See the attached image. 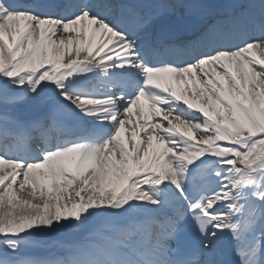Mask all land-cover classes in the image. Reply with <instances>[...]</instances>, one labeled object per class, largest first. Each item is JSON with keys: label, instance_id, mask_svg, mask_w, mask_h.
I'll return each mask as SVG.
<instances>
[{"label": "snow or ice", "instance_id": "1", "mask_svg": "<svg viewBox=\"0 0 264 264\" xmlns=\"http://www.w3.org/2000/svg\"><path fill=\"white\" fill-rule=\"evenodd\" d=\"M202 10L177 42L132 0H0V264H41L21 246L59 231L78 239L47 264H219L227 233L256 230L237 253L264 264V0ZM29 101L42 120L16 118ZM186 218L198 243L174 259Z\"/></svg>", "mask_w": 264, "mask_h": 264}, {"label": "bare ground", "instance_id": "2", "mask_svg": "<svg viewBox=\"0 0 264 264\" xmlns=\"http://www.w3.org/2000/svg\"><path fill=\"white\" fill-rule=\"evenodd\" d=\"M107 50V49H106ZM174 86V85H173ZM35 105L33 102H31L30 101V103H26V104H23V105H21L18 109L20 110V111H23L22 109H25V108H29L30 109V111L29 112H27V113H30L31 111L33 112L34 110H36L37 109V107L35 108V109H33V108H30L31 107V105ZM166 123V122H165ZM128 129V128H127ZM128 131H129V129H128ZM122 136H124L125 138H130V134H122ZM27 192H30V188L29 189H27L26 190V195H27ZM38 196H39V193L37 194ZM30 198V197H29ZM33 202H36V201H33ZM34 237H36V239H37V241L38 240H41L42 242H44V240H48V239H51V240H54V242H55V244L56 245H58V246H62V247H64V248H62V249H66V248H68V247H70V244H71V242L70 241H72V240H69V239H67V238H64V239H61V240H59V239H57V238H51L50 236H52V234H50V233H38V234H35V235H33ZM42 236V237H41ZM33 237V238H34ZM32 240H34V239H32ZM44 244V243H43ZM40 255H42V254H39V255H31V256H29V258H33V257H36V256H40ZM28 256L27 255H22V256H19V258H21V259H24V258H27Z\"/></svg>", "mask_w": 264, "mask_h": 264}, {"label": "clouds", "instance_id": "3", "mask_svg": "<svg viewBox=\"0 0 264 264\" xmlns=\"http://www.w3.org/2000/svg\"><path fill=\"white\" fill-rule=\"evenodd\" d=\"M237 256L241 259V257L239 256V254L237 253Z\"/></svg>", "mask_w": 264, "mask_h": 264}]
</instances>
